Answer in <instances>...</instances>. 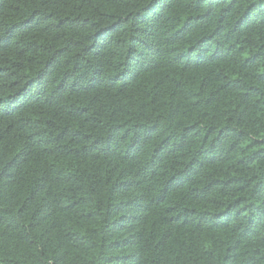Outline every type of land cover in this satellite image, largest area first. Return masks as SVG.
<instances>
[{
  "label": "trees",
  "instance_id": "16d2710c",
  "mask_svg": "<svg viewBox=\"0 0 264 264\" xmlns=\"http://www.w3.org/2000/svg\"><path fill=\"white\" fill-rule=\"evenodd\" d=\"M0 264H264V0H0Z\"/></svg>",
  "mask_w": 264,
  "mask_h": 264
}]
</instances>
